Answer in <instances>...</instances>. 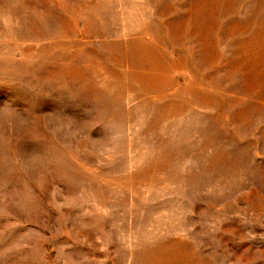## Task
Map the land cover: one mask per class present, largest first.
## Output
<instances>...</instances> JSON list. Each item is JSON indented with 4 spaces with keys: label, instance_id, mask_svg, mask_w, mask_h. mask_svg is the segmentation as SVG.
Wrapping results in <instances>:
<instances>
[{
    "label": "rangeland",
    "instance_id": "obj_1",
    "mask_svg": "<svg viewBox=\"0 0 264 264\" xmlns=\"http://www.w3.org/2000/svg\"><path fill=\"white\" fill-rule=\"evenodd\" d=\"M0 264H264V0H0Z\"/></svg>",
    "mask_w": 264,
    "mask_h": 264
},
{
    "label": "bare ground",
    "instance_id": "obj_2",
    "mask_svg": "<svg viewBox=\"0 0 264 264\" xmlns=\"http://www.w3.org/2000/svg\"><path fill=\"white\" fill-rule=\"evenodd\" d=\"M131 52V51H130ZM133 52V51H132ZM134 55V54H133ZM134 57H135V55H134ZM74 68V67H73ZM71 71V70H70ZM77 71V70H76ZM68 73V72H67ZM71 73V72H70Z\"/></svg>",
    "mask_w": 264,
    "mask_h": 264
}]
</instances>
